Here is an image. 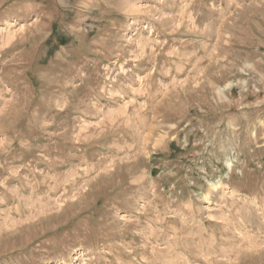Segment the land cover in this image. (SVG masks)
I'll return each mask as SVG.
<instances>
[{
	"label": "rangeland",
	"instance_id": "obj_1",
	"mask_svg": "<svg viewBox=\"0 0 264 264\" xmlns=\"http://www.w3.org/2000/svg\"><path fill=\"white\" fill-rule=\"evenodd\" d=\"M169 262L264 264V0H0V264Z\"/></svg>",
	"mask_w": 264,
	"mask_h": 264
},
{
	"label": "bare ground",
	"instance_id": "obj_2",
	"mask_svg": "<svg viewBox=\"0 0 264 264\" xmlns=\"http://www.w3.org/2000/svg\"><path fill=\"white\" fill-rule=\"evenodd\" d=\"M251 246H252V245H251ZM253 246H254V245H253ZM173 257H174V256H173ZM177 258H178V257H177ZM172 260H173V259H172ZM175 260H176V259H175ZM173 261H174V260H173ZM173 261H172V262H173ZM161 262H162V261H161ZM174 262H175V261H174ZM169 263L171 264V262H169ZM166 264H167V263H166ZM173 264H174V263H173Z\"/></svg>",
	"mask_w": 264,
	"mask_h": 264
}]
</instances>
